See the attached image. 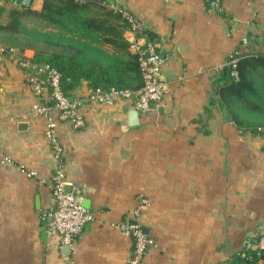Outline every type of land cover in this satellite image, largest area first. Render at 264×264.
<instances>
[{
    "label": "crops",
    "instance_id": "obj_1",
    "mask_svg": "<svg viewBox=\"0 0 264 264\" xmlns=\"http://www.w3.org/2000/svg\"><path fill=\"white\" fill-rule=\"evenodd\" d=\"M102 1L140 21V43L161 40V99L136 124L127 99L85 102L78 128L51 106L66 186L94 213L63 248L46 225L59 160L44 135L46 117L32 108L46 103L48 89L38 94L28 80L44 76L32 49L0 48V149L14 161L0 160V264H128L132 238L121 223L140 195L148 201L139 217L155 240L142 264H229L264 235V134L238 129L209 101L234 50L264 52V0ZM89 90L83 81L74 92Z\"/></svg>",
    "mask_w": 264,
    "mask_h": 264
},
{
    "label": "trees",
    "instance_id": "obj_2",
    "mask_svg": "<svg viewBox=\"0 0 264 264\" xmlns=\"http://www.w3.org/2000/svg\"><path fill=\"white\" fill-rule=\"evenodd\" d=\"M6 1L0 0V48L32 49L34 63L60 71L67 96L77 97L74 89L83 81L91 90H135L142 85L138 54L129 49L124 35L129 22L111 5L102 0H42L35 9L30 3ZM232 55L238 56L237 76L224 63L217 97L209 103L217 101L238 129L264 134V52L234 50ZM52 103L49 97L45 104ZM229 264H264V249L248 247Z\"/></svg>",
    "mask_w": 264,
    "mask_h": 264
},
{
    "label": "built area",
    "instance_id": "obj_3",
    "mask_svg": "<svg viewBox=\"0 0 264 264\" xmlns=\"http://www.w3.org/2000/svg\"><path fill=\"white\" fill-rule=\"evenodd\" d=\"M211 4L218 6L220 0H209ZM129 22L130 28L127 29L126 38L129 41V49L138 54L140 71L143 79L142 85L133 90L129 88H95L90 89L86 94L78 95L69 99L60 85V71L47 63L40 64L38 71L44 74L42 78L38 73H32L28 80L33 90L42 94L47 84L50 91L49 97L53 100L52 105L36 101L32 108L46 117L44 124V135L50 143L53 155L59 160L55 167L50 188L54 198V206L46 215L47 230L50 234L58 237L59 246H70L76 235L81 231L86 223L94 219V213L85 207L78 196L77 188L70 183L69 189H66L67 181L65 179L64 167L62 164L63 145L56 133V122L50 115L51 106L58 110L59 118L68 121L73 127H82L84 125V115L81 111V105L85 102L102 103L106 105L114 104L118 99H127L131 107L138 112H146L154 107L155 103L161 99L164 82L161 79V68L167 55L162 52V42L159 39H147L140 43L137 35L141 30V23L135 16L121 7H114ZM230 58L224 63L231 64L232 74L237 76L235 69L237 55L230 54ZM0 160L8 163H14L13 158L8 153L0 149ZM16 168L27 176H38V171L30 168L23 163H16ZM41 181H44L41 178ZM148 198L140 195L138 203L131 209L130 216L122 223L121 227L124 232L132 238V248L128 257V264H142L149 247L154 245V238L144 231L143 224L140 220L141 208L146 204ZM252 247L264 249V235L261 234L255 240Z\"/></svg>",
    "mask_w": 264,
    "mask_h": 264
},
{
    "label": "water",
    "instance_id": "obj_4",
    "mask_svg": "<svg viewBox=\"0 0 264 264\" xmlns=\"http://www.w3.org/2000/svg\"><path fill=\"white\" fill-rule=\"evenodd\" d=\"M31 0H15V3L19 4L21 2H24V3H30ZM144 33V31L142 32ZM73 96L72 95H69V99H72ZM129 118H130V123L131 124H136L138 122V110L135 109V108H131L130 111H129ZM225 118L227 120H230V117L228 115H225ZM24 125V123H21ZM66 189H69V187L65 186ZM144 231L147 232V228L145 227L144 228ZM45 233V232H44ZM63 248H69L68 245H63Z\"/></svg>",
    "mask_w": 264,
    "mask_h": 264
},
{
    "label": "rangeland",
    "instance_id": "obj_5",
    "mask_svg": "<svg viewBox=\"0 0 264 264\" xmlns=\"http://www.w3.org/2000/svg\"><path fill=\"white\" fill-rule=\"evenodd\" d=\"M12 0H8L5 2V4L10 5Z\"/></svg>",
    "mask_w": 264,
    "mask_h": 264
}]
</instances>
